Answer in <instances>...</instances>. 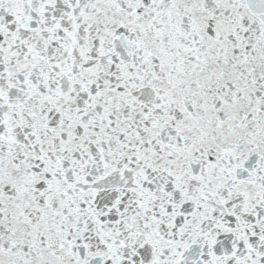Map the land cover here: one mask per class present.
<instances>
[{
	"label": "water",
	"instance_id": "95a60500",
	"mask_svg": "<svg viewBox=\"0 0 264 264\" xmlns=\"http://www.w3.org/2000/svg\"><path fill=\"white\" fill-rule=\"evenodd\" d=\"M0 264H120L42 0H0Z\"/></svg>",
	"mask_w": 264,
	"mask_h": 264
}]
</instances>
